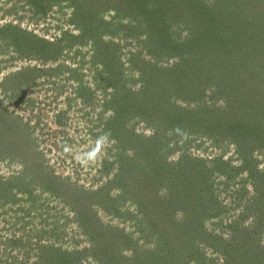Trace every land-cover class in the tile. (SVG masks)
<instances>
[{
	"label": "rangeland",
	"instance_id": "rangeland-1",
	"mask_svg": "<svg viewBox=\"0 0 264 264\" xmlns=\"http://www.w3.org/2000/svg\"><path fill=\"white\" fill-rule=\"evenodd\" d=\"M262 96L264 0H0V264H264V150L156 121Z\"/></svg>",
	"mask_w": 264,
	"mask_h": 264
},
{
	"label": "trees",
	"instance_id": "trees-1",
	"mask_svg": "<svg viewBox=\"0 0 264 264\" xmlns=\"http://www.w3.org/2000/svg\"><path fill=\"white\" fill-rule=\"evenodd\" d=\"M190 91H192V86L189 88V92ZM246 95H248V94H240V98H238V99L236 98V99L239 101L241 100V102H249V101L252 102L253 100L248 98L251 96L248 95V97H247ZM262 97H260L261 100L258 104V107L259 106L260 107L256 110V112H257L256 118H255L256 122L253 123L254 125L251 123L241 122L240 120H238L233 115H230V111L228 112L229 114H227V115L218 114L219 112H217L216 109L212 110V108H208L205 105V103L200 99L196 101L197 106L192 110H188L189 113L187 112L186 114L183 115V117H178V119L175 118V115L177 114V112L173 107H171L170 109H167V111H168L166 113L167 115L164 113V115L166 117L164 115H161V117L156 118V121L159 122L160 124H164V125L166 124L168 126H171V124H173L174 122H178L181 119L182 120L187 119L186 120L187 122H193V123H196L200 119L204 120L202 118H205L206 120L211 119L212 120L211 122L215 124V126H212V129L214 128V130H219V132L225 134V136L232 139L234 144L237 146L238 149L244 150L246 148V145L250 146V144L253 143V145L254 144L259 145L260 148H262L264 150V104L262 102L264 100V97L263 98ZM252 98L254 99V96ZM226 101L228 103L234 102L233 98L231 96H229V94H227V93H226ZM236 105H234L233 109H235ZM203 108H205V110H203ZM237 108H239V107H237ZM198 112H200V113H198ZM222 112H224V111H222ZM152 119H153V117H152ZM253 126H257V127H255L257 130L253 129ZM128 134H129V132L126 133V135H128ZM136 139L132 138V139L128 140L130 142V145H132V147L136 148V149H140L141 146L145 147L147 143H152L151 139H149V138L148 139L147 138H143V139L136 138ZM18 145H21L24 150L28 148L20 142H18ZM24 150L20 151V149H19V153L24 152ZM168 192L171 193V190H168ZM173 195H175L174 192H173ZM140 207L142 208V211H143V206L140 205ZM188 228H190V227H188ZM117 257H118V255L115 256L113 259H111V262L110 261H108V262L115 264V261L120 260V258H117Z\"/></svg>",
	"mask_w": 264,
	"mask_h": 264
}]
</instances>
